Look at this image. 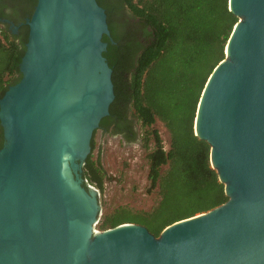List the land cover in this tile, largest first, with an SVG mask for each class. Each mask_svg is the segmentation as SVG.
Instances as JSON below:
<instances>
[{"label": "water", "instance_id": "95a60500", "mask_svg": "<svg viewBox=\"0 0 264 264\" xmlns=\"http://www.w3.org/2000/svg\"><path fill=\"white\" fill-rule=\"evenodd\" d=\"M237 19L201 90L193 135L226 201L157 237L123 223L96 232L82 179L113 100L95 0H35L19 81L0 98V264H264V0H228Z\"/></svg>", "mask_w": 264, "mask_h": 264}, {"label": "trees", "instance_id": "16d2710c", "mask_svg": "<svg viewBox=\"0 0 264 264\" xmlns=\"http://www.w3.org/2000/svg\"><path fill=\"white\" fill-rule=\"evenodd\" d=\"M227 1L95 0L104 11L109 34L101 37L106 44L101 56L111 71L113 93L96 130L122 132L128 144L140 142L146 152L147 192L155 194L148 211L119 208L95 225L98 231L129 223L157 237L165 227L226 201L209 164V146L193 135L192 126L201 90L223 59L237 20ZM26 39L27 31L18 38L0 32V98L20 79L18 65ZM156 121L168 134L165 149L153 128ZM94 132L81 175L101 192L104 173L98 159L91 160ZM2 142L0 127V148ZM118 210L122 215L113 216Z\"/></svg>", "mask_w": 264, "mask_h": 264}, {"label": "rangeland", "instance_id": "374dc122", "mask_svg": "<svg viewBox=\"0 0 264 264\" xmlns=\"http://www.w3.org/2000/svg\"><path fill=\"white\" fill-rule=\"evenodd\" d=\"M153 128L157 131L161 144L165 149L168 134L164 127L155 122ZM138 137L141 130L135 127ZM93 149L91 160L98 159L104 173L102 190L98 192L97 201L100 206L97 225L103 217L119 208L135 211H148L155 203L154 191L147 192V166L145 153L140 142L125 143L121 137L111 133H102L96 130L93 134ZM152 147L149 142L148 148ZM122 210L115 211L113 216L122 215ZM94 230L97 232L96 227Z\"/></svg>", "mask_w": 264, "mask_h": 264}, {"label": "flooded vegetation", "instance_id": "af4514ba", "mask_svg": "<svg viewBox=\"0 0 264 264\" xmlns=\"http://www.w3.org/2000/svg\"><path fill=\"white\" fill-rule=\"evenodd\" d=\"M34 5L30 4V0H0V32H4L9 37L25 36V32H28L26 21ZM109 129L111 130L112 127ZM114 135L122 138V132Z\"/></svg>", "mask_w": 264, "mask_h": 264}, {"label": "built area", "instance_id": "2783aa9c", "mask_svg": "<svg viewBox=\"0 0 264 264\" xmlns=\"http://www.w3.org/2000/svg\"><path fill=\"white\" fill-rule=\"evenodd\" d=\"M88 185V184H87ZM88 187H90V188H92V189H94L92 186H90V185H88ZM98 194V193H97ZM95 227V226H94ZM97 231L95 230V233H96Z\"/></svg>", "mask_w": 264, "mask_h": 264}]
</instances>
